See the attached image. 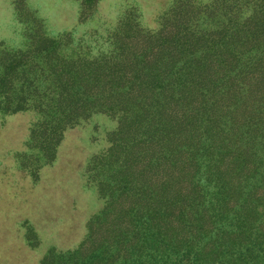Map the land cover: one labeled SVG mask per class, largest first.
Segmentation results:
<instances>
[{
  "label": "trees",
  "instance_id": "1",
  "mask_svg": "<svg viewBox=\"0 0 264 264\" xmlns=\"http://www.w3.org/2000/svg\"><path fill=\"white\" fill-rule=\"evenodd\" d=\"M74 1L55 30L14 0L27 45L0 43V125L32 118L21 181L40 184L68 131L115 123L84 169L101 210L39 264H264V0H126L113 22L109 0Z\"/></svg>",
  "mask_w": 264,
  "mask_h": 264
},
{
  "label": "rangeland",
  "instance_id": "2",
  "mask_svg": "<svg viewBox=\"0 0 264 264\" xmlns=\"http://www.w3.org/2000/svg\"><path fill=\"white\" fill-rule=\"evenodd\" d=\"M13 1L0 0V43L8 49H21L27 39L15 21ZM27 1L39 8L51 29L78 23L79 4L74 0ZM139 1L148 12L158 9L163 14L167 10V0ZM121 3L124 6L128 2L109 0L107 21H114ZM31 119L18 115L0 125V154L7 166L0 170V264H39L52 247L60 251L76 249L87 233L86 223L103 206L84 169L91 157L108 146L105 133L114 129L115 123L96 115L90 124L68 131L57 162L42 171L39 185L32 186L30 180L21 181L20 173L13 169L14 152L22 150ZM29 228L36 235L31 239L27 235L31 242L25 238Z\"/></svg>",
  "mask_w": 264,
  "mask_h": 264
}]
</instances>
